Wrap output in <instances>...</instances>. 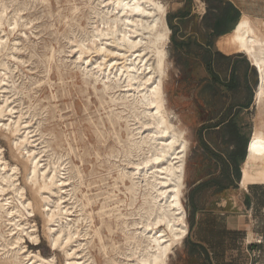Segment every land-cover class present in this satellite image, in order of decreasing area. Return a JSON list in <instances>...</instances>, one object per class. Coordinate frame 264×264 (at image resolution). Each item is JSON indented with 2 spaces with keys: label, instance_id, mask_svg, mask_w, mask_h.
Wrapping results in <instances>:
<instances>
[{
  "label": "bare ground",
  "instance_id": "6f19581e",
  "mask_svg": "<svg viewBox=\"0 0 264 264\" xmlns=\"http://www.w3.org/2000/svg\"><path fill=\"white\" fill-rule=\"evenodd\" d=\"M16 2L0 0V32H5L3 26L8 27L4 35L6 39L0 37V58L18 61L20 58L14 53L19 49L16 43L9 45L7 37L16 33L14 31L19 27L31 25L32 21L20 22L23 19L20 13L26 8L23 5L13 7ZM165 5L159 0H86L84 6L88 9L90 31L86 33L85 29V39L71 46L78 55L73 57L75 68L90 77L94 85H100L107 97L104 102L112 114L108 117L109 124L113 126L114 122H122L125 126L123 150L127 160L124 167L116 168L114 191L108 193L96 213L109 236L120 231L123 250L115 243L106 247L101 230L94 225L92 211L82 217L85 208L92 205L90 198L86 197L85 201H78L79 205L74 206L78 203L74 190H67L72 179L68 165L51 163L50 167L48 162L43 164L42 154L47 148H38L43 144L40 141L43 134L36 138L38 130L31 131L30 121L23 123L24 114L10 106L16 102L8 96L13 92L9 81L12 71L8 62L0 59V119H5L0 129L13 136L12 146L19 151L20 158L28 162L30 172L23 185L28 182L26 187L35 197L33 201L27 199V191L17 182L18 169L9 166L0 151V251L6 250L4 264L56 263L54 257L44 259L39 253L29 252L23 243L25 237L35 244L39 239L35 226L26 228L28 224H22L17 218L35 216L39 205L44 207L52 249L55 253L57 250L63 253L65 264H96L85 247L86 241L93 238L98 240L106 259L104 264H168L173 247L186 237L188 228L181 196L182 171L189 143L185 130L179 127V120L178 125L171 123L172 116L164 96V84L171 65L166 51L170 30ZM79 10L75 6L72 12L75 14ZM216 46L225 55H244L259 74L260 83L254 92L259 123L253 127L248 142L247 157L241 166V184L245 187L248 182L264 183V20L243 13L234 30L219 38ZM89 53L99 56L100 61L93 60L94 64L90 59L84 61L83 56ZM93 90L97 91L95 86ZM115 106H119V111L113 114ZM132 157L136 160H130ZM115 191L124 199L118 198ZM7 192H11L10 197H5ZM43 194H50L55 200L43 197ZM39 199L44 204L39 203ZM71 199L74 202L69 203ZM136 202L135 211L129 212ZM75 207H80V215L71 211ZM2 226H9V229L2 231ZM28 229L32 230L28 232Z\"/></svg>",
  "mask_w": 264,
  "mask_h": 264
},
{
  "label": "rangeland",
  "instance_id": "374dc122",
  "mask_svg": "<svg viewBox=\"0 0 264 264\" xmlns=\"http://www.w3.org/2000/svg\"><path fill=\"white\" fill-rule=\"evenodd\" d=\"M4 1L8 2V0ZM16 1V4L12 5L13 7L17 8L23 5L26 8L20 13L23 17L20 22L32 21V24L27 27H19L14 31L18 33L10 34L7 37V42H10L9 45L16 43V48L18 47L19 52L16 51L14 55L20 59L15 61L10 58H0L6 63L8 62L7 64L9 68L11 67L12 71L10 75L12 81L10 79L9 81L11 91L13 89V92L9 93L8 96L11 98L10 100L16 102L10 106H13L17 112L21 111L22 115L24 114L23 123L30 121L31 131L35 128L38 130L36 138H39V134H43V138L40 140L43 141V144L38 147L42 149L46 146L47 148L45 149L47 152L45 151L42 154L44 155L42 157L44 160L43 164L48 162L49 165L51 163L52 165L56 164V166L59 164L68 165L69 176L72 179L69 182L71 185L67 187V190H74L75 201L82 202L85 201L84 198H90L92 205L85 208L82 217H85L86 212L92 211L94 225L101 230L106 247L109 248L112 243H115L116 246H119L123 250L124 241L120 231L114 233L113 236H109L104 225L100 224V219L96 213L99 211L101 204L104 203L108 193L114 191L112 185L115 183L117 177L116 168L118 166H125L124 163L127 160L124 157L123 150V144L126 139L125 126L122 122L119 124L118 122H114L113 126L109 124L108 117L112 114L104 102L107 97L102 93L100 85H94L92 79L83 75L81 70L75 68L73 64L74 58L78 55L71 46L76 42L78 43L81 39H85L86 36H83L85 35V29L86 33L90 31L87 20L88 9L84 6L86 0ZM159 1L164 5L166 4V23L168 14L173 16L179 11L189 10L190 12V16L182 22L172 19V24L180 27V31H178L176 36L205 35L201 27L202 17L206 13L204 1ZM229 2L233 3L243 13H249L251 18L264 20V0H229ZM75 6L80 10L73 14L72 10ZM13 7L9 9L10 11L8 10L10 12L8 18H10ZM3 28L5 32H0V37H3L8 32L6 25ZM33 28L34 30H32ZM23 33L26 34V38L23 36ZM171 33L170 30L169 43L166 47L169 64L171 65L169 67L168 79L164 84V96L167 100L168 111L172 116V119H170L171 123L178 125L177 120H179V127L185 130L186 139L189 143L182 171L183 189L181 196V203L186 214L185 219L188 233L181 244L173 247L168 264H204L201 256L197 253L190 254L188 252L185 243L187 237L189 236L191 241L194 242H200L203 239L209 240L215 242L216 245L219 240L225 239L229 241V238L221 237L218 234L217 222L212 217L208 219L210 224L205 222L207 216L204 215V212L206 208H211L213 199L208 196L207 192L202 191L196 195L197 206L203 210L197 211L194 217H192V209L189 205L190 191L197 181L203 179L206 173V166L209 165L207 156L203 153L199 143V139L205 134L201 124L208 117L207 106L202 103L204 101V92L200 88H196L198 83L200 84L201 82L200 79L205 76V73L200 58L183 57L174 50L171 42ZM3 39L5 40L6 36ZM113 49L116 50V48ZM241 56L247 59L244 55L241 54ZM87 59H90L92 64L100 61V57L93 53L83 56L84 61ZM257 75L259 84L260 77L258 72ZM93 86L97 89L96 92L93 90ZM113 108L116 109L113 111V114L119 111V106ZM237 114L241 123L244 124V128L251 134L255 124L259 123L258 110L254 105V101L248 110L238 112ZM111 118L114 120L113 117ZM262 119L264 120V114ZM4 120L0 119V124L4 123ZM12 141L13 136L0 129V151L2 152V157L9 166L18 169L17 182L21 183V186L27 191V199L33 201L35 197L29 193L28 187H26L29 186L28 182L25 181L27 185H23L27 174L30 172L28 171V162L26 159L20 158L19 151L15 150L12 146ZM130 160L134 161L136 159L132 157ZM24 166L25 169L23 168ZM117 186L122 192L123 188L118 181ZM33 190L34 188H32ZM114 193L118 195V198L124 199L121 193L117 191ZM8 196H11V192H7L5 197ZM44 196H49L50 200H55V197L50 194H43ZM67 198H70V196H67ZM72 202H74L73 199L69 201V203ZM39 203L44 204L42 199H39ZM75 205H79V202ZM49 206L52 205L50 204ZM135 206H137V202L129 209V212H134L133 208ZM39 207L35 211V216L17 218L22 224H28L26 228L35 226V233L39 239L38 243L35 244L25 237L23 243L29 252L39 253L44 259L54 257L56 262L54 264H65L63 253L60 250H57L55 253L52 249V239L47 232V219L43 214L44 207L42 208L40 205ZM70 207L71 205H69ZM79 208H72L71 211H76L75 215H80L78 212ZM107 220L105 219V221ZM198 220H203L201 222L205 226L203 224L199 227L196 226L195 223ZM191 223H193V228L189 231ZM84 225L85 223H83ZM7 229H9V226L6 228L2 226V231H6ZM31 230L28 229V232ZM87 231L92 234L91 229ZM86 242L87 245L85 247H87L89 256L95 260L96 264H104L106 259L100 250L98 240L93 238L92 240L88 239ZM82 244H85V242H82ZM5 251H0V264L6 263L5 256L3 255ZM107 251L110 253V249ZM234 256L235 254L231 251H226L225 253L220 250L219 255L211 256V258L215 263H223L224 261H231Z\"/></svg>",
  "mask_w": 264,
  "mask_h": 264
},
{
  "label": "crops",
  "instance_id": "0c3cea01",
  "mask_svg": "<svg viewBox=\"0 0 264 264\" xmlns=\"http://www.w3.org/2000/svg\"><path fill=\"white\" fill-rule=\"evenodd\" d=\"M237 9L241 17L243 11ZM247 14L249 15V13ZM221 37L213 38L211 44L208 43L210 36H174V39L190 42V56L194 57L203 51H210L212 54L219 52L216 43ZM222 55L232 58L226 61L216 56L213 57L212 74H209L202 66L205 76L200 79V84L198 83L196 86L204 92L202 103L207 106L208 112V117L201 124L205 131L201 138L210 151L215 154L222 155L231 151V144H221V136L232 122L241 130L244 139L247 141L244 148L247 153L248 142L252 133L249 134L244 128L237 110L241 106H245L247 108L242 111H246L251 106L258 84V75L250 61L242 57L241 54ZM207 162L209 165L206 166L205 176L201 181H197L193 188L211 176L220 173L221 167L216 166L213 160ZM243 162L239 167L240 178L235 183V187L218 193H214L213 190L207 191L208 196L213 199L211 208H206L204 212V215L207 216L205 222L210 224L208 219L212 217L217 222L218 234L221 237L229 238V241L221 239L215 245L214 242L203 239L199 243L207 248L211 261V256L219 255L220 250L225 253L231 251L235 254L231 261H224L223 263L212 261V264H264V183L248 182L245 187L242 186L241 166ZM201 221L203 220L196 221L195 225L201 226L203 224ZM203 225L205 226V224ZM255 241L259 242L256 243Z\"/></svg>",
  "mask_w": 264,
  "mask_h": 264
},
{
  "label": "trees",
  "instance_id": "16d2710c",
  "mask_svg": "<svg viewBox=\"0 0 264 264\" xmlns=\"http://www.w3.org/2000/svg\"><path fill=\"white\" fill-rule=\"evenodd\" d=\"M187 2L189 0H186ZM206 4V13L202 17L201 27L205 32L204 36H210L209 44L212 43L213 38L221 37L229 34L234 30L240 20L239 10L229 1L226 0H202ZM190 16L189 10L179 11L175 15H167V24L171 30V42L173 44L174 50L183 57H193L190 56V42H183L174 39V36L180 31L179 26L172 24V19H177L178 21H183ZM179 51V52H178ZM239 55V54H238ZM219 57L223 60H230L231 56H224L219 52L212 54L210 51H203V53L194 56L193 58H200L202 65L205 67L209 74L213 71V57ZM214 76V75H213ZM247 107L241 106L238 109L242 111ZM237 112V113H238ZM246 140L244 135L237 126L231 122L228 129L221 136V144H231L232 150L225 152L224 154H215L208 148L207 144L199 139V143L204 153L207 156V161H214L216 166H220V173L215 176H211L201 184L197 185L190 191L189 195V205L192 209V217L197 211L203 210L198 208L196 195L199 192H207L213 190L214 193L221 192L228 188L235 187V183L240 178V165L245 159V145ZM193 228V223L190 224L189 231ZM186 247L190 254L197 253L204 260V264H212L210 260L209 252L205 246L199 242L191 241L189 236L186 239ZM215 244V242H214ZM218 244V243H217ZM216 245V244H215Z\"/></svg>",
  "mask_w": 264,
  "mask_h": 264
},
{
  "label": "built area",
  "instance_id": "2783aa9c",
  "mask_svg": "<svg viewBox=\"0 0 264 264\" xmlns=\"http://www.w3.org/2000/svg\"><path fill=\"white\" fill-rule=\"evenodd\" d=\"M256 243H258L259 241H255Z\"/></svg>",
  "mask_w": 264,
  "mask_h": 264
}]
</instances>
